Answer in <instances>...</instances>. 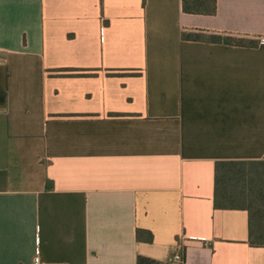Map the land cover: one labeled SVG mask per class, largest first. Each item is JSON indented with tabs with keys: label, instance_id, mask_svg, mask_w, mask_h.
<instances>
[{
	"label": "crops",
	"instance_id": "crops-1",
	"mask_svg": "<svg viewBox=\"0 0 264 264\" xmlns=\"http://www.w3.org/2000/svg\"><path fill=\"white\" fill-rule=\"evenodd\" d=\"M263 40L264 0H0V264H264L215 206L264 162Z\"/></svg>",
	"mask_w": 264,
	"mask_h": 264
},
{
	"label": "trees",
	"instance_id": "trees-1",
	"mask_svg": "<svg viewBox=\"0 0 264 264\" xmlns=\"http://www.w3.org/2000/svg\"><path fill=\"white\" fill-rule=\"evenodd\" d=\"M101 3L103 0H100ZM183 11L195 15H215L216 0H183ZM183 39L247 46L257 41L231 35L183 33ZM83 77L84 75H63ZM215 206L222 209H244L249 213V244L264 247V162H219L215 169ZM136 264H161L139 256Z\"/></svg>",
	"mask_w": 264,
	"mask_h": 264
},
{
	"label": "built area",
	"instance_id": "built-area-1",
	"mask_svg": "<svg viewBox=\"0 0 264 264\" xmlns=\"http://www.w3.org/2000/svg\"><path fill=\"white\" fill-rule=\"evenodd\" d=\"M182 262H183V258H182V255L180 254L179 250H178L175 254L171 255L168 258L166 264H174V263H182ZM34 264H41L39 256H37L35 258Z\"/></svg>",
	"mask_w": 264,
	"mask_h": 264
}]
</instances>
